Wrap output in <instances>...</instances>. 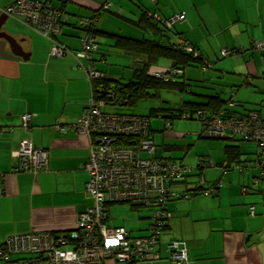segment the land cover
I'll return each instance as SVG.
<instances>
[{"label": "crops", "instance_id": "1", "mask_svg": "<svg viewBox=\"0 0 264 264\" xmlns=\"http://www.w3.org/2000/svg\"><path fill=\"white\" fill-rule=\"evenodd\" d=\"M12 2L0 0V16ZM51 2L57 7L62 5L61 0ZM109 3L110 8L102 10ZM64 9L63 30L56 38L67 50L64 57L51 56L53 40L19 20L7 21L8 30L16 32L13 36L22 49L16 48L17 51L26 57L0 56V248L16 235L70 232L76 229L79 216L93 207L94 200L86 191L90 143L69 127L79 121L93 98L89 65L105 78L124 81L133 76L143 60L142 55L116 47L108 34L165 39L153 26L138 24L145 13L162 20L184 14L185 19L175 23V33L198 48L205 62L213 63L206 70L199 63L180 71L179 80L192 85L189 99L181 93L183 104L215 96L224 102V108L239 114L258 111L264 121V50L253 47L264 38V0H66ZM97 15L99 50L91 60L79 59V18ZM175 33H171L170 42L177 41ZM227 48L237 52L225 58L221 52ZM5 50L12 51L10 44ZM127 68L132 73L125 79ZM171 68L170 61L159 60L151 70L166 72ZM233 104L240 105L232 107ZM25 114L33 115L28 130L22 125ZM175 129L174 122L168 136L187 135ZM153 133L151 123L155 143ZM25 140L49 151L47 170H16L18 161L14 154ZM234 145L240 148V155L231 163L226 147ZM201 146L195 157L191 146L187 147L181 159L165 157L166 152L181 147L156 146L153 157L177 161L193 171L173 187L184 197L167 205L170 217L158 246L160 260L136 264H174L168 261L166 250L172 241L187 244L188 264H264V165L257 164V145L235 140ZM199 162L211 165L198 167ZM203 189L213 190L207 195Z\"/></svg>", "mask_w": 264, "mask_h": 264}, {"label": "built area", "instance_id": "2", "mask_svg": "<svg viewBox=\"0 0 264 264\" xmlns=\"http://www.w3.org/2000/svg\"><path fill=\"white\" fill-rule=\"evenodd\" d=\"M5 13L53 40L51 56L66 55V48L56 39L63 30L60 9L43 0H13ZM184 18V15H179L173 22ZM98 41L99 38L93 33L87 34L76 57L91 60L99 50ZM181 44L188 53L195 57L201 56L199 49L182 40ZM253 47L260 52L264 50V38L256 41ZM221 53L226 58L236 51L227 48ZM212 66V62L206 61L204 69ZM87 71L92 84L105 78L92 65L87 67ZM176 73L178 71L172 70L155 73V76L168 82ZM107 95L106 99H96L93 95L82 117L69 127L75 133L87 137L90 143V155L85 166L89 175L86 191L94 200L93 207L79 216L76 229L70 232H38L9 238L0 248V261L4 264H136L142 260H160L158 246L170 217L167 205L177 197H184L175 192L173 187L190 175L193 168L169 159L145 158L144 154L156 153L150 119L105 112L103 109L116 97L111 90ZM196 116H202L203 138L238 136L245 142L254 143L258 148L257 164L264 165V121L258 111L242 116L229 114L228 111L208 114L199 111ZM32 120V114L23 115V128L28 130ZM14 157L18 161V171L38 173L49 166V151L34 146L28 140L21 142ZM210 165V162H199L198 167ZM199 186H204L203 180ZM212 190L203 189L202 193L208 195ZM115 204L148 209L150 223L147 234L134 236L124 227L109 225L110 206ZM251 214H255L254 208H251ZM166 250L170 262L189 263L185 242L172 241L167 244Z\"/></svg>", "mask_w": 264, "mask_h": 264}, {"label": "trees", "instance_id": "3", "mask_svg": "<svg viewBox=\"0 0 264 264\" xmlns=\"http://www.w3.org/2000/svg\"><path fill=\"white\" fill-rule=\"evenodd\" d=\"M50 4L54 8H58L61 10L62 18L61 24L63 27V18L65 16V4L66 0H61L62 5L57 7L53 5L51 0H43ZM110 3L106 4L102 7V10H108L110 8ZM149 14V13H148ZM147 13L142 15V18L139 20L138 24L145 23L146 26L151 25L154 29L159 33V35L165 37V39H150V38H142V39H133L128 38L116 34H108L109 37L115 40V45L121 50H126L134 53L135 56L142 55L143 60L139 62V67L134 69L133 76L128 80H110L108 78H102L93 83V95L96 99H106L109 91L115 92V100L112 103L117 105H126L135 107L140 100H155L160 101V92L161 90H174L179 93L188 92V89L192 87L186 81L179 80L180 71H184L187 67H190L194 64L201 63L204 69L206 62L204 58L201 56L195 57L193 54L188 53L183 44H181V40L190 46V43L184 40L182 36L178 33H175V23L178 21H174L177 16L176 15L169 19L158 18L155 19L153 16H149ZM147 15L145 19L144 16ZM184 15V14H180ZM185 16V15H184ZM186 17V16H185ZM185 19V18H184ZM183 19V20H184ZM100 20L99 15L93 16L90 18L80 17L78 21V28L82 31L81 42L83 38L89 34L93 33L95 36H100V31L98 30V22ZM182 20V21H183ZM83 22L88 23L85 25ZM172 22L169 27L168 24ZM83 23V24H82ZM171 33H175L178 35L177 41L175 43L170 42ZM99 44V41H98ZM100 45V44H99ZM194 47V46H192ZM195 49H198L194 47ZM236 51V50H233ZM237 52V51H236ZM96 53V52H95ZM159 60H168L172 63V68L169 71L176 70L178 73L174 74V78L168 82L161 80L155 76V73L158 71L151 70V68L159 61ZM163 73V72H159ZM240 104H233L232 107H239ZM224 102L221 99L215 96H204L202 102H185L183 106L178 110H170L168 108H164L159 106L156 109H152L150 111V116H143L147 118L155 117L158 113L165 119L169 125V127L176 120H196L200 123L201 126V137L203 136V123H201L202 116H196L199 111H204L206 114L218 111H228L229 114L233 115H245L251 111H247L245 113L239 114L232 109L224 108ZM123 115V114H121ZM125 115V114H124ZM126 115H136V114H126ZM142 116V115H138ZM262 118V117H261ZM151 120V119H150ZM263 120V118H262ZM203 138V137H202ZM206 139V138H204ZM217 140H225V141H242L240 137L234 136L226 139H217ZM249 143V142H247ZM239 147L237 145L227 146L226 147V155L228 156V161H235V159L239 158ZM257 156L258 153H257ZM166 159V158H161ZM258 160V159H257ZM42 172V171H41ZM189 176V175H188ZM187 178V177H186ZM169 261V258H168ZM170 262V261H169ZM172 263V262H171Z\"/></svg>", "mask_w": 264, "mask_h": 264}, {"label": "rangeland", "instance_id": "4", "mask_svg": "<svg viewBox=\"0 0 264 264\" xmlns=\"http://www.w3.org/2000/svg\"><path fill=\"white\" fill-rule=\"evenodd\" d=\"M12 20H17L13 19ZM18 21V20H17ZM8 29V27H6ZM27 28H23L26 30ZM11 31V29H9ZM15 31L13 35H15ZM226 50V49H223ZM227 58V57H226ZM127 67V66H126ZM132 71L127 68L125 76L127 79L130 76ZM120 75L121 72H120ZM120 78V77H119ZM193 90V89H192ZM195 91V90H193ZM196 90L195 92H197ZM186 99H189L190 94L188 92L183 93ZM178 93L174 90H161L160 92V101L155 100H140L135 107L126 106V105H117L115 103L107 105L103 110L108 113H115V114H136L142 116H150V111L152 109H156L159 106L164 108H168L170 110H178L183 106V99L181 100V96L183 95ZM186 94V95H185ZM152 123V130L153 134L155 135V144L156 146H162L163 144L169 146H176L181 147L182 149L175 148L172 151H168L165 154V157H170L174 159H181L183 158L187 147L191 146V151H193V157L199 154V151L202 150V146L205 143H215V142H228V141H221V140H211V139H203L200 137V123L196 120H176V131L181 133H186L185 137L174 138L172 136H168L169 133V125L165 119L160 116L158 113L155 117L150 118ZM166 129V130H165ZM200 142V145L198 146ZM146 158H153V155H143ZM150 216V212L148 209L139 207V208H132L126 204H115L110 207V221L109 224L115 226H124L127 227L134 236H141L144 235V230L149 225V220L147 218ZM144 233V234H143ZM163 235V234H162ZM161 235V237H162ZM165 235L164 238H166ZM175 238H170L169 241L175 240ZM111 264H114L111 262Z\"/></svg>", "mask_w": 264, "mask_h": 264}, {"label": "water", "instance_id": "5", "mask_svg": "<svg viewBox=\"0 0 264 264\" xmlns=\"http://www.w3.org/2000/svg\"><path fill=\"white\" fill-rule=\"evenodd\" d=\"M10 18V16L6 13L0 16V56L5 58H17L21 57L25 59L26 56L22 54L19 50L17 51L16 48L21 49V46L19 45V42L17 39L13 36V34L8 30L6 27L7 21ZM6 28V29H5ZM10 44L12 51L8 53L5 50L6 44Z\"/></svg>", "mask_w": 264, "mask_h": 264}]
</instances>
